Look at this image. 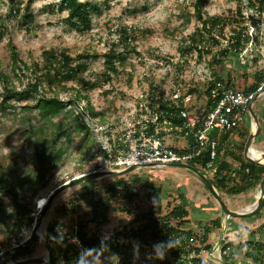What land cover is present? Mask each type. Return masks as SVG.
<instances>
[{
  "label": "rangeland",
  "instance_id": "1",
  "mask_svg": "<svg viewBox=\"0 0 264 264\" xmlns=\"http://www.w3.org/2000/svg\"><path fill=\"white\" fill-rule=\"evenodd\" d=\"M59 1L16 0L13 3L11 0H0V70L6 74V79L0 78V100L4 95L8 96L7 110H0V171L8 178L16 180L39 165L38 158L46 157L48 147L53 144L57 147L63 143L67 148L58 168L47 172L43 182L34 187L25 183L15 188L19 202L29 206L33 204V207L28 209L29 206L25 205L19 209L10 192L0 193V202L8 216L3 221L0 215V256L4 258L0 257V260L45 253L42 243L37 239L32 255L12 256L15 246L32 231L40 211L37 209L38 199H47L61 183L96 167L102 159L100 147H111V142L124 138L132 123L137 126L136 119L141 115L152 116L153 110L156 111L158 107L154 103L156 98L164 96L171 100L175 91L180 94L188 91L192 94L191 108H203L206 101L204 89L214 80V71L221 70L224 73L225 77L220 82H226V75L229 73L235 81L233 84L243 87V84L253 81V72L264 66V0L262 4L257 3V0H206L203 3V16L220 15L230 18L223 28L219 24L213 29L212 33L219 42L210 48L211 52L215 53L218 48L229 46L227 37L232 32L239 30L248 36L239 54L240 62L237 63L229 55L228 60L221 64L212 59L211 52L200 57L196 49H187L190 36L201 26V21L194 13L195 0H110L106 7L102 6L98 11L90 13L92 22L88 29L75 28ZM13 5H19L18 13L9 12ZM28 12L32 14V20H25L24 14ZM120 28H125L128 36H134L127 40L135 49L125 47L123 38L118 36ZM208 35L205 33V37ZM207 40L208 43L211 41ZM9 41L15 44L19 52L23 71L12 64ZM112 45L116 51L124 50L125 59L117 58L115 53H111L115 56L113 60L116 70L105 75L104 58ZM49 48L56 53L66 51L73 56L88 52V68L82 73L83 80L98 83L97 86L87 87L82 91L81 97L75 96L80 84L75 79L64 81V88L62 84H55L53 87L41 86L40 94L57 95L64 103L73 101L54 115L40 111L35 99L37 94L21 91L31 77L22 62L28 64L33 60L40 61L42 50ZM244 68L246 76L243 73ZM5 84L11 88L3 91L2 86ZM263 101L261 95L254 100L253 106L258 115L260 112L257 107ZM144 105L150 108V112L143 114ZM246 120L251 127L252 117L249 114ZM81 123L88 126V131L78 128ZM59 127L66 128L68 136L58 137L56 131ZM156 127L159 131L163 130L169 144L177 148L181 146L174 126L157 121ZM262 139L263 134H259L257 143L262 144ZM114 151L116 152L115 149ZM44 161L46 162L45 159ZM204 172L211 177V170L206 169ZM121 175H125L128 180L141 176V188L144 178L155 179L164 187V203L167 200L172 202L173 197L178 198L177 187L181 185L189 209L188 220L184 225L196 233L201 232V225L197 226L195 223L196 218H201L198 222L204 224L211 219L210 216H218L215 212L205 213L204 210L210 208L209 204H205L206 198L215 204L216 202L203 183L188 169L158 166L138 168ZM111 179L112 177H104L93 181L96 186H100ZM257 185L241 192L248 196L244 199L242 195H229L218 190L230 208L241 209L255 200ZM78 188L79 184H76L64 189L50 203L43 216L44 223L40 227L43 235L46 236V226L53 218L55 207ZM229 197L242 200L239 203H229ZM132 206L133 204L128 206L126 201L115 200L108 214L109 221L100 229L101 237L105 238L118 230L119 242L124 241L125 246L132 244L137 248L136 256L144 260L155 255L153 245L157 243L143 244L140 249L136 247L135 239L122 235L135 213ZM127 207L131 208V212ZM215 209L225 216L217 204ZM256 214L243 218L227 217V223L221 220L220 226L212 228L214 231L208 233L207 242L213 244V247L211 250L203 248L199 252V263L201 264L200 258L203 257L207 260L206 264H227L222 258L227 257L233 248L237 260L234 264H245L242 260L250 264H264V247L259 251L255 245L256 242H264V210ZM19 217L21 220H18ZM18 224L19 232L8 237L6 231H16ZM225 241H230L232 247L221 253V245ZM56 253L57 264H121L123 259L122 253L101 250L100 246H93L84 252L79 249L78 259H75L72 248L63 254L64 258L60 250ZM166 254L171 258L172 264H194L191 259L193 252L177 258L169 251Z\"/></svg>",
  "mask_w": 264,
  "mask_h": 264
},
{
  "label": "trees",
  "instance_id": "2",
  "mask_svg": "<svg viewBox=\"0 0 264 264\" xmlns=\"http://www.w3.org/2000/svg\"><path fill=\"white\" fill-rule=\"evenodd\" d=\"M110 0H60V5L66 9L67 17L71 20V24L77 29H88L91 26L90 13L98 11L100 7H106L109 5ZM206 0H195V16L201 21V26L196 29V32L190 36V44L187 45V49H196L197 55L202 56L204 53L211 52L210 48L219 42V39L212 33L213 29L220 24V28H223L226 22L230 19L228 17H222L220 15H202L203 3ZM263 0H257V3L262 4ZM15 3L16 0H11ZM253 4V2H251ZM135 9H133L134 11ZM20 11L19 5H13L9 9V12L18 13ZM1 17V16H0ZM25 20H32L31 13L24 14ZM119 37L123 38L122 42L131 49H135L131 42H128L134 36H128L125 28L119 29ZM205 33L209 34L205 37ZM2 38V31H0V40ZM209 43L207 42L208 40ZM229 46L218 48L217 52H211L212 59L218 63H223L228 60L229 55L236 61L240 62V51L243 44L248 40L247 34L242 31L232 32L227 37ZM115 45V43H114ZM10 58L14 67L23 71L24 68L20 66L21 58L19 52L14 43L9 41ZM124 50L116 51L113 48H109V53L105 54L104 58V74L109 75L110 71L116 70V64L113 60L112 54L115 53L117 58L125 59ZM112 53V54H111ZM41 60H33L30 63H24L23 67L29 71L31 77L27 80L22 92H32L38 96L37 107L41 112L45 114L54 115L62 110L67 103L71 105L72 100L64 103L57 95H48L46 93L40 94L39 90L41 86H54L63 85L64 81L76 80L80 81L79 86L75 91L76 97H81L82 91L87 87L93 88L98 85L95 81L85 82L83 80L82 73L88 68L86 59L89 58L88 52H80L76 55H71L69 52L60 51L56 53L53 49H43L41 53ZM42 61V62H41ZM243 73L246 76L244 68ZM225 75L221 70L214 71V80L210 81L209 85L204 89L206 101L204 104L203 113L213 107L215 99L210 96V89L217 81H222ZM227 81L224 83L235 82L229 73L226 75ZM0 78L6 79V74L0 70ZM246 81V80H245ZM264 81V66L253 72V81L249 84H243L244 92H255ZM2 90H9L6 84L2 86ZM196 88H192L195 90ZM191 90V91H192ZM7 95L1 97L0 110H7ZM157 103V110L162 112L171 111L174 114L167 115L170 126H178L182 124V119L176 116L179 106L171 105V101L164 96H160L154 100ZM152 105V104H151ZM182 106V104H180ZM162 115L158 116V121L162 122ZM155 123L150 122V129L154 128ZM248 121L244 123V130L241 132V138L239 139L235 149H227L222 151L223 143L219 142L217 145V156L214 161V167L212 168V175L209 177L211 181L216 185L220 191L227 192L229 194H238L246 191L258 184L260 178L264 173V165L247 160L243 155V136L248 128ZM81 130L88 131V126L85 123L78 125ZM160 134H163V130H158ZM66 128L59 127L56 131L58 137L64 135L68 136ZM190 141H194L192 133L188 135ZM186 150V149H185ZM67 148L61 143L59 146L48 147L46 157L38 158L39 165L31 170L27 175L18 178L10 179L3 172L0 171V193L10 192L14 197V201L17 203L19 209H22L25 205L24 202H19L17 199L18 194L15 188L28 184L29 187H34L37 183L44 181V176L47 172H51L58 168L59 162L62 160ZM229 155L236 162L238 167L232 170L230 162L226 160V155ZM207 154L204 150L190 161V163L199 167L203 172L206 170L205 161ZM46 160V162L44 161ZM234 172V174L229 172ZM125 175L112 176L111 181L96 186L93 180L84 181L79 183V188L75 193L66 198L58 206L55 207L53 218L48 222L46 226V237L51 245L52 257L51 264H57V250L61 251L62 257L64 253H67L71 248L74 250L75 259H78L79 249L87 251V249L93 246H100L101 250H109L114 253H122L123 259L121 264H172L169 255L165 254L164 259H156L154 256L141 260L137 255V248H134L132 244L125 246L124 241L118 239V230H115L113 234L102 238L101 227L109 220V211L112 208L115 200H122L130 204H133L131 208H135V213L132 218L129 219V224L125 228L122 235L130 237L136 240V247L142 248L143 244L166 242L169 238L179 239V243L175 248L169 250L170 254H173L176 258L182 254H188L193 252L194 256L191 258L194 264L199 263V252L204 248L211 250L213 244L207 242L208 233L212 228L219 227L221 220L219 218L210 219L208 222L201 225V232L196 233L190 227H186L184 224L188 220L189 210L187 208V197L185 196L184 189L181 185L177 187V199L173 197V201H163L164 187L158 183L155 179L144 178L142 182V188L139 186L142 180L141 176H136L131 180L124 177ZM179 199V200H178ZM176 201V202H175ZM32 206H29L30 209ZM130 207L127 210L131 212ZM0 215L3 221H6L8 216L0 202ZM30 219L32 218L29 216ZM18 220H21L19 217ZM20 229V224L17 225L16 231H6L8 237L17 234ZM198 237V238H197ZM197 238V239H196ZM198 240V241H196ZM222 240H220L221 242ZM37 238L33 233H30L26 239L19 243L14 248L13 257H20L23 255H32L35 249ZM230 241H225L221 245V253L226 249L231 248ZM255 245L259 251L264 247V242H256ZM234 249L231 248L227 257L222 258V261L227 264H234L237 260L234 257ZM66 258L68 256H65ZM245 264H250L248 261L242 260Z\"/></svg>",
  "mask_w": 264,
  "mask_h": 264
},
{
  "label": "built area",
  "instance_id": "3",
  "mask_svg": "<svg viewBox=\"0 0 264 264\" xmlns=\"http://www.w3.org/2000/svg\"><path fill=\"white\" fill-rule=\"evenodd\" d=\"M263 85L264 81L261 83V86ZM253 94V92H244L242 88L231 82L217 81L210 89V96L215 99V103L212 108L203 113L204 107L191 108L192 94L190 92L180 94L175 91L170 101L171 105L179 106L176 116L182 119L181 125L174 126L184 139L179 148L169 144L164 133L160 134L156 127L158 116L162 115V121L167 123L169 122L167 115L174 113L153 110L152 116L142 117L141 115L137 118V126L132 123L131 129L126 131L124 138L111 142V147L109 145L100 147L102 159L92 170L120 169L146 162H154L156 165L162 162H190L189 160L204 150L207 154L205 168L210 171L214 167L217 156L219 133L233 131L241 126L246 120L248 104ZM144 106L143 114L150 112V108L147 105ZM150 122L155 123L153 129H150ZM189 133L193 134L194 141L189 140ZM0 255H2L1 251ZM200 262L206 264L207 260L201 257Z\"/></svg>",
  "mask_w": 264,
  "mask_h": 264
},
{
  "label": "water",
  "instance_id": "4",
  "mask_svg": "<svg viewBox=\"0 0 264 264\" xmlns=\"http://www.w3.org/2000/svg\"><path fill=\"white\" fill-rule=\"evenodd\" d=\"M262 93H264V85L258 88L254 92L253 97L248 104V114L252 117V122H254V126L252 125V122H251V127L243 138V154L247 160L264 165V160H260L259 158L253 157L249 154L251 147L254 146L264 156V146H262L261 144H258L256 141V137L261 129V124H260V119L258 117L256 109L253 106L254 100L258 96H260ZM158 166H176V167H181V168L190 170L203 183V185L206 187L207 191L212 196V198L214 199V201L216 202L220 210H222L225 213V219H227V217L243 218V217L252 216L264 209V173L258 182V196L256 198L257 204L250 206V207L241 208V209H233L228 206V204L226 203V200L221 195L216 185L205 174V172H203L199 167H197L196 165L190 162H185V161L162 162L159 165H156L154 162H146L142 164L129 165L127 167L120 168V169L91 170L88 172L81 173L71 178L70 180H67L61 183L60 185H58L48 195V198L46 199L44 206L40 208V211L38 212L36 220L34 221L31 233H33L36 236V238L42 243L45 249V253L41 255H37V256H28V257H23V258H9L5 260H0V264H30V263L51 264V257H52L51 245L49 244L47 237L38 232V227L50 203L58 195V193H60L64 189L70 186L79 184L84 181L96 180V179H101L104 177H112L115 175H121V174L130 172V171H133L135 169H138V168H152V167H158Z\"/></svg>",
  "mask_w": 264,
  "mask_h": 264
},
{
  "label": "crops",
  "instance_id": "5",
  "mask_svg": "<svg viewBox=\"0 0 264 264\" xmlns=\"http://www.w3.org/2000/svg\"><path fill=\"white\" fill-rule=\"evenodd\" d=\"M261 96L264 98V93H262L261 94ZM264 101L261 103V105L260 106H258L257 107V109H258V112H260V115H258V117L261 119L260 120V124H261V129H260V132L258 133V135L259 134H263V139H264ZM258 114V113H257ZM244 123L245 122H243L242 124H241V126L240 127H238L237 129H235V130H233V131H228V132H221V133H219V142H221V143H223V148H222V151H227V149H235V147H236V145H237V143H238V141H239V139L241 138L240 136H241V132L244 130ZM249 129H250V127L248 126V128H247V131H246V133L249 131ZM245 133V134H246ZM245 134H244V136H245ZM258 135H257V137H256V139H258ZM244 136H243V138H244ZM165 139H166V137H165ZM262 139V146H264V140ZM177 140H178V142H180V143H182V141H184V139H183V137L182 136H180V135H178V138H177ZM167 141H169V139L167 138ZM258 150V149H257ZM244 155V154H243ZM226 160L228 161V162H230V164H231V166H232V170L235 168V167H238V162H236V161H232V159H231V157L227 154L226 155ZM229 173H232V174H234V172H229ZM258 186V185H257ZM248 190V189H247ZM246 190V191H247ZM224 192V191H223ZM243 192H245V191H243ZM227 193V192H226ZM227 194H229V193H227ZM256 194H257V192H256ZM229 195H242L241 194V192L240 193H238V194H229ZM243 196H245V197H243ZM239 197V196H238ZM232 198V197H229L228 198V201H229V203H231V202H233V203H236L235 201H237L238 203L239 202H241V200L242 199H244V198H248V196H247V194H244V195H242V199H240V198ZM209 204L208 206H210V208H208L207 207V209H205L204 211H205V213L206 214H209L210 212H215L216 214H218V216H216V217H219L220 218V220H222L223 222L225 221L226 223H227V220L225 219V216H224V214L223 215H221V212H219V210H217V209H215V207H216V204L212 201V200H207V198H206V201H205V204ZM189 210V209H188ZM264 210V209H263ZM257 215V214H256ZM188 217V216H187ZM216 217H211L210 216V218L211 219H213V218H216ZM201 218H196V220H195V223H196V225L198 224V225H200V222H198L199 220H200ZM228 219V218H227ZM197 225V226H198ZM212 231H214V230H211L210 232H212ZM209 232V233H210Z\"/></svg>",
  "mask_w": 264,
  "mask_h": 264
},
{
  "label": "clouds",
  "instance_id": "6",
  "mask_svg": "<svg viewBox=\"0 0 264 264\" xmlns=\"http://www.w3.org/2000/svg\"><path fill=\"white\" fill-rule=\"evenodd\" d=\"M179 243V239L169 238L166 242H159L153 245V252L155 253L156 259H164L165 254L171 248H175V246Z\"/></svg>",
  "mask_w": 264,
  "mask_h": 264
},
{
  "label": "bare ground",
  "instance_id": "7",
  "mask_svg": "<svg viewBox=\"0 0 264 264\" xmlns=\"http://www.w3.org/2000/svg\"><path fill=\"white\" fill-rule=\"evenodd\" d=\"M252 125L254 126V122H252ZM249 154H250L251 156H253V157H257V158H259L260 160H264V156H263V155L261 154V152H260L259 150H257L254 146L251 147V149H250V151H249ZM257 196H258V192H257V194H256V196H255V200H254L252 203L248 204L246 207H250V206L256 205V204H257V200H256ZM45 202H46V198H45V197H40V198L38 199V201H37V203H38V205H37V209L42 208V207L44 206ZM43 223H44V218H42V220H41V222H40V225H39V227H38V232H39L40 234H43L42 231H41V228H40V227L42 226Z\"/></svg>",
  "mask_w": 264,
  "mask_h": 264
}]
</instances>
